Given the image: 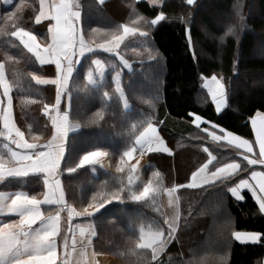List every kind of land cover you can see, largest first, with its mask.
<instances>
[{
    "label": "trees",
    "instance_id": "1",
    "mask_svg": "<svg viewBox=\"0 0 264 264\" xmlns=\"http://www.w3.org/2000/svg\"><path fill=\"white\" fill-rule=\"evenodd\" d=\"M21 2L13 0L4 5L0 0V27L15 30V22H6V17ZM78 2L81 16L77 23L86 37L93 29L111 30L122 23H130L136 13L150 21L163 11L165 19L156 25L140 23L138 26L149 35L146 38L129 37L121 45L119 51L131 67H124L115 54L102 49H96L95 55L86 53L75 65L69 82L71 100L67 94L61 99V111L68 110L71 121L81 125L69 132L65 158L61 161L59 179L68 203L79 210L90 201L102 182H108V190L116 187L121 179L127 183V168L124 173H116V167L123 151L132 143L130 125L148 118L156 124L159 135L172 151L146 154V165L139 173L141 179L137 182V190L152 178L154 171L161 173L164 188L187 185L191 173L209 159L205 147L216 157L209 171L233 160L241 163L243 168L231 180L177 190L180 227L176 238L160 253L158 261H151L150 249L140 250L141 259L128 254L127 250L138 240L141 227L145 230L149 226L163 228L167 235V225L163 222L167 210L163 190L156 196L155 206L150 201L138 203L125 198L110 201L94 219L77 217L96 224L97 236L91 243L93 250L111 255L113 264H189L190 261L216 264L217 257L229 251L228 264H264V239L242 244L230 235L233 230L264 233V215L247 190L242 192V200L234 198L228 191L251 170L264 171V165H248L235 146L213 141L203 131L209 125L205 122L197 127L191 122L194 116L190 115H200L205 121L249 140L256 150L250 119L257 112L264 113V0H195L192 5L186 0H162L155 7L147 0H104L103 4L98 0ZM23 3V12L18 13L22 17L20 26L46 44L47 23L35 22L39 0H23ZM225 25H235L236 31L221 43ZM146 48L152 50L154 59H149ZM260 48L262 51L257 53ZM133 49L139 50L141 55ZM5 52L15 57V61H7ZM95 59L105 63L106 90L110 92L115 87L112 82L114 72L121 71L122 83L132 106L125 113L122 103L113 100L99 123L91 121L104 107L100 97L95 92L78 91V86L85 84L86 72ZM0 60L6 61V75L15 85L11 95L17 126L30 142L29 125L39 142L46 141L52 134V127L44 105L55 103L56 89L51 84H38L31 74L54 77L55 65H40L16 37L10 36H0ZM112 65L117 67L113 69ZM213 74L223 78L226 89L227 102L219 113L202 84V76ZM253 75H260L262 79L252 84ZM129 82L131 89L127 87ZM6 142L0 137V150ZM97 148L109 153L105 157L107 167L85 165L74 173L66 171L78 164L85 152ZM248 155L255 159V155ZM23 179L25 182L19 181V184H15V180L0 183V191L22 188L30 194H40L42 184L37 176Z\"/></svg>",
    "mask_w": 264,
    "mask_h": 264
},
{
    "label": "snow or ice",
    "instance_id": "2",
    "mask_svg": "<svg viewBox=\"0 0 264 264\" xmlns=\"http://www.w3.org/2000/svg\"><path fill=\"white\" fill-rule=\"evenodd\" d=\"M153 7L156 6L155 0H150ZM188 5H192L194 0H186ZM103 4L104 0H98ZM78 0H39V11L35 16V22L41 23L47 21V35L49 40L46 44L41 45L37 42V37L31 31H27L20 26L22 17L18 13H22L24 9L23 0L21 4L16 6V10L9 13L6 17L7 21H14L15 30L9 31L7 26L0 27V36H10L19 38L24 48L32 53L35 60L40 65L54 64V77H41L35 73L31 74V78L40 85H54L55 103L44 105L52 127L51 136L43 143L39 142V137L33 134L32 126H28V133L32 136L30 142L25 138V132L17 126L13 118V98L11 92L15 85L8 79L5 66L6 61L0 60V122L3 128L0 129V137L6 139V143L2 145L0 150V183L7 180H17L26 178L30 174H45L46 191L43 198L40 199L36 195H30L27 192L17 191L8 193L0 191V213L16 214L18 220H12L10 223L0 222V264H56L59 259L57 255V237L61 234V222L65 217L62 213L66 212V221L69 232L78 230L80 237L87 239L80 252L81 259L77 264H91L88 260V246L92 243V238L97 236L96 224L91 222L87 225H76L73 228L74 217L95 218L100 214V210L109 204L110 201H121L125 198L138 203L151 202L153 206L157 204L156 196L163 190L168 195L169 205L175 208L172 217H165L164 224L167 225V235L163 228H152L148 230L144 227L139 229V238L131 243L128 248V254L137 256L141 259L140 250H151V261H158L160 253L164 252L171 240L176 238V233L180 227L181 214L179 211L180 198L177 190L188 187L196 188L202 184H209L215 181L231 180L243 171L241 163L233 160L231 163H225L222 166L215 167L214 171L209 172V166L213 164L216 157L208 150L209 159L202 164L196 171L191 173V180L187 185L175 184L172 187L164 188L161 182V173L154 171L152 178L143 183L142 188L137 190V182L140 181V161L136 159L134 163H130L138 154L143 157L147 153L166 152L171 153V149L167 146L163 137L159 135L157 126L148 118L139 123L130 125L129 139L132 143L123 151L120 162L116 167V173H124L127 168V183L121 179L117 186L108 190V182L104 181L99 186V190L94 192L90 201L82 206L79 210L72 204H69L65 198V191L59 176L61 175V161L65 158V145L69 132L79 129V122L73 123L70 119L68 110L61 111V99L65 94L71 100V92L69 90V82L73 76L75 65L80 63L79 58L84 57L86 53L95 55L96 49H102L105 52L113 53L118 57L120 64L124 67H131L130 62L119 51L121 45L126 39L139 35L147 37L149 33L142 30L138 25L140 23L156 25L165 19V13L160 11L150 21L142 14L136 13L134 19L130 23H122L111 30L93 29L86 37L83 30L79 27L78 21L81 16ZM135 12V9H133ZM239 15V12H237ZM243 21V17L240 16ZM226 31L220 37L221 43H224L228 36L235 35V25H225ZM191 43V36H188ZM137 55H141L139 50H132ZM151 56V49L146 48ZM7 61H15V57L9 56L5 52ZM92 67L86 72V82L83 86H78V91L85 93L95 92L101 99L102 107L94 114L92 123H99L105 118V110L115 100L122 103L125 113L131 110V104L125 91V85L122 83L121 71H115L112 82L115 87L112 92L106 90L105 81V63L100 59L91 61ZM113 69L117 66L112 65ZM238 75V72L236 73ZM205 79V86L211 93L212 101L215 103L216 111L219 113L226 105L227 96L223 83V78H218L215 74L210 79ZM127 87L131 89V82ZM103 90V91H102ZM6 99V103L4 98ZM34 101H28L33 103ZM151 104V101H148ZM192 124L199 127L202 123H207L209 127H205L203 131L211 137L213 141L227 142L235 146L243 159L248 165H264V114H258L261 117L260 126L257 127L256 119L253 118L252 125L256 130V142L259 144V159H254L250 155L253 153V144L235 133L222 128L218 124L211 121H205L204 117L195 113ZM162 123V122H161ZM142 129V130H141ZM216 129V130H212ZM15 145V148L11 147ZM6 150V152L4 151ZM242 150V151H240ZM108 152L95 149L87 151L79 159L78 164L74 167H68V173H74L77 169L85 165L103 164ZM151 167V165H148ZM255 180L256 185L250 183ZM258 185V187H257ZM243 189L251 190L253 197L259 206V211L264 213V172L252 171L250 178L239 179L228 191L238 200L244 199L241 194ZM43 205H55L54 214H45L42 211ZM160 211L159 208L156 209ZM35 226V227H34ZM131 229V225H129ZM134 230V229H133ZM235 241L242 244L256 243L264 239V233L233 230L230 233ZM77 241L75 236L72 239V252H76ZM65 258L63 264H71L68 259L70 255L67 252L68 241L67 236L64 238ZM95 252L92 256L95 257ZM230 251L223 255H219L216 264H228ZM189 264H202L201 261H190Z\"/></svg>",
    "mask_w": 264,
    "mask_h": 264
},
{
    "label": "crops",
    "instance_id": "3",
    "mask_svg": "<svg viewBox=\"0 0 264 264\" xmlns=\"http://www.w3.org/2000/svg\"><path fill=\"white\" fill-rule=\"evenodd\" d=\"M42 23H47V21H44V22H41V23H37V24H42ZM47 27H48V24H46V41L49 40V37L47 35ZM17 38V37H16ZM19 40V38H17ZM20 41V40H19ZM37 42L40 43L41 45H43V43L37 38ZM204 87V85H203ZM206 89V87H205ZM207 90V89H206ZM208 91V90H207ZM0 92H2V89H0ZM209 93V92H208ZM210 96V94H209ZM211 98V97H210ZM6 97L4 98L5 100V103H6ZM212 100V99H211ZM213 102V101H212ZM214 104V103H213ZM215 107V105H214ZM216 109V108H215ZM223 109V108H222ZM258 114H264V113H261V112H257L251 119H250V124H251V127L253 129V133H254V139H255V143H256V150L253 151V153H251V155H255V159H259V144L256 142V130L253 128V125H252V120L253 118L256 119V122H257V127L260 126V122H261V117L260 115ZM1 124V129L3 128V124L2 122H0ZM11 147L15 148V145H11ZM254 149V148H253ZM145 156L146 154L143 156V157H136L134 158L135 160L136 159H139L140 161V165L144 164L145 162ZM133 159V160H134ZM104 160H106V158H104ZM103 160V161H104ZM106 162V165H100L101 167H107V160L105 161ZM232 161L228 162V163H231ZM146 163V162H145ZM222 166V165H220ZM141 167V166H140ZM219 167V166H218ZM142 170V169H141ZM140 170V172H141ZM215 169L213 170H210L209 172L211 171H214ZM196 171V170H195ZM252 171H257V172H264L262 171L261 169H253L250 171L249 175L246 177V178H250V175H251V172ZM34 176H37L39 179H40V183L42 184V188H41V192L40 194H30L28 193L26 190L22 189V188H17V189H4V190H1L3 192H8V193H14V192H17V191H23V192H27L28 194L30 195H36L38 198L42 199L43 198V193L47 190L46 187H45V184H44V181H45V174H42V173H35V174H30L28 177H34ZM26 177V178H28ZM245 179V178H243ZM190 180H191V177H190ZM189 180V182H190ZM8 181V180H7ZM19 181H24L25 180L23 178H20V179H17L15 180V184H19ZM6 182V181H5ZM188 182V183H189ZM216 182V181H215ZM215 182H211L209 184H212V183H215ZM250 183L256 185V181L255 180H250ZM204 185H208V184H202L201 186H204ZM234 186V185H233ZM258 187V185H257ZM231 188V187H230ZM248 191L252 197H253V194L251 192V190L249 189H243V191ZM242 194V193H241ZM232 195V194H231ZM233 196V195H232ZM235 198V197H234ZM253 199L255 200V198L253 197ZM256 202V200H255ZM257 203V202H256ZM258 205V203H257ZM259 208V206H258ZM56 206L55 205H52V206H49V205H43L42 206V211L47 215V214H54L55 211H56ZM264 215V213H262ZM66 212L65 213H62V216L65 217V219H62V222H61V234L57 237V255L59 257V259L57 260L56 264H63V261H64V258H65V248H64V238L65 236H67V241H68V249H67V252L70 254L68 256V259L71 261V264H77V261H79L81 259L80 257V252L82 250V248L84 247V245L87 244V239L86 238H81L80 235H79V232L78 230H75L74 232H69L68 231V226H67V221H66ZM19 219V216L16 215V214H7L6 213V210L4 213H0V222H3V223H10L12 220H18ZM79 219V218H78ZM77 217H74L73 218V221H72V224H73V228L75 229V226L76 225H87L89 224V222L87 220H84V221H81V220H78ZM35 227V226H34ZM73 236H75V239L77 241V244H76V252L73 253L72 252V239H73ZM93 239V238H92ZM87 251H88V260L91 262V264H113V257L111 255H108V254H105V253H97L93 250V247L92 245L88 246L87 248ZM95 252V257L92 256V253ZM263 263H264V255H263Z\"/></svg>",
    "mask_w": 264,
    "mask_h": 264
},
{
    "label": "rangeland",
    "instance_id": "4",
    "mask_svg": "<svg viewBox=\"0 0 264 264\" xmlns=\"http://www.w3.org/2000/svg\"><path fill=\"white\" fill-rule=\"evenodd\" d=\"M7 0H5V2H6ZM147 1H150V0H147ZM161 1L162 0H155V4H160L161 3ZM195 1V0H194ZM13 2V1H12ZM2 3L4 4V0H2ZM152 3V2H151ZM260 51H262L261 50V48L260 49H257V53H259ZM114 75V74H113ZM217 76V75H216ZM212 77V75H209V76H202V84L204 85V87H206L205 86V79L204 78H208V79H210ZM218 77V76H217ZM218 78H220V77H218ZM252 79V84L254 83H257L260 79H262V76H260V75H253L252 77H251ZM206 89L208 90V92H209V89H208V87H206ZM209 94H210V97H211V93L209 92ZM211 99H212V97H211ZM214 103V102H213ZM214 105H215V103H214ZM46 118H47V120L49 121V122H51L50 121V119H49V117H48V115H47V113H46ZM139 155L137 154L134 158H136V157H138ZM106 160H104L103 161V164L102 165H106V162H105ZM135 162V159L134 160H132L130 163H134ZM145 165H146V163L144 162V164H142V165H139V167H140V170L142 169L143 170V168L145 167ZM165 196H166V202H165V205H166V217H172L173 215H174V213H175V208L173 207V206H171V205H169V202H168V195H167V193L165 192ZM83 220H86V219H83Z\"/></svg>",
    "mask_w": 264,
    "mask_h": 264
},
{
    "label": "built area",
    "instance_id": "5",
    "mask_svg": "<svg viewBox=\"0 0 264 264\" xmlns=\"http://www.w3.org/2000/svg\"><path fill=\"white\" fill-rule=\"evenodd\" d=\"M12 1H13V0H7V1L5 2V0H4V3H6V4H10Z\"/></svg>",
    "mask_w": 264,
    "mask_h": 264
},
{
    "label": "bare ground",
    "instance_id": "6",
    "mask_svg": "<svg viewBox=\"0 0 264 264\" xmlns=\"http://www.w3.org/2000/svg\"><path fill=\"white\" fill-rule=\"evenodd\" d=\"M197 258V257H196ZM202 258V257H201ZM204 258V257H203ZM205 259H208V258H205ZM203 260V259H202ZM202 262V261H201ZM203 264H205L204 262H202ZM207 263V262H206Z\"/></svg>",
    "mask_w": 264,
    "mask_h": 264
},
{
    "label": "water",
    "instance_id": "7",
    "mask_svg": "<svg viewBox=\"0 0 264 264\" xmlns=\"http://www.w3.org/2000/svg\"><path fill=\"white\" fill-rule=\"evenodd\" d=\"M43 143V142H42Z\"/></svg>",
    "mask_w": 264,
    "mask_h": 264
}]
</instances>
